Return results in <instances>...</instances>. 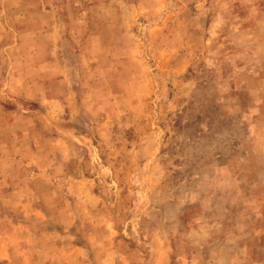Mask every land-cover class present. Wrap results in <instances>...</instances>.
<instances>
[{"label":"rangeland","instance_id":"rangeland-1","mask_svg":"<svg viewBox=\"0 0 264 264\" xmlns=\"http://www.w3.org/2000/svg\"><path fill=\"white\" fill-rule=\"evenodd\" d=\"M0 264H264V0H0Z\"/></svg>","mask_w":264,"mask_h":264}]
</instances>
